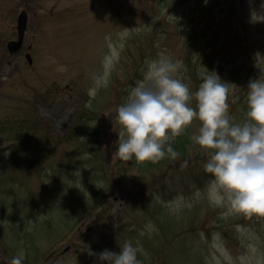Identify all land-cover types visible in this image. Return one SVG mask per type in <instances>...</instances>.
Instances as JSON below:
<instances>
[{
  "label": "rangeland",
  "instance_id": "374dc122",
  "mask_svg": "<svg viewBox=\"0 0 264 264\" xmlns=\"http://www.w3.org/2000/svg\"><path fill=\"white\" fill-rule=\"evenodd\" d=\"M157 2L0 0V55L5 66L0 75V264H12L18 255L22 264H100L83 246L96 245L99 249L91 251L97 254L105 249L119 252L125 240L134 246L139 241L146 252L138 254L141 264H264V217H225L224 209L214 208L206 197L192 198L211 178L203 170L208 155L193 142L181 145V159L166 157L140 168L134 160L111 157L104 165L90 154L94 137L76 133L72 139H59L55 121L40 115L35 104L39 100L52 108L63 101L66 116L60 125L65 129L102 125L118 140L112 116L128 96L124 88L142 80L145 61L164 51L173 61H183L186 71L178 75L193 93L210 65V72L223 82L235 84L229 114L242 121L248 82L264 74V22H252L250 16L260 11L264 0L169 1L163 9ZM21 10L28 16L23 48L8 56L5 44L15 38ZM156 26L144 53L148 57L127 46L128 41L140 44ZM194 30L198 34L191 52L183 37ZM108 58L115 60L108 86L90 99L88 89L94 77L104 74ZM72 109V114L83 109L84 116L77 119L74 114L71 119ZM199 126L194 120L191 133ZM24 134L28 138L21 142ZM103 138L107 143V135ZM96 166L109 175L107 182L95 174ZM154 194L164 201L183 194L192 207L170 211L153 200ZM21 219L27 222L19 226ZM149 222L158 231L140 236ZM40 225L57 226V231L50 238ZM24 234L33 241L23 250ZM31 248L37 249V256L28 255Z\"/></svg>",
  "mask_w": 264,
  "mask_h": 264
},
{
  "label": "clouds",
  "instance_id": "9594fccd",
  "mask_svg": "<svg viewBox=\"0 0 264 264\" xmlns=\"http://www.w3.org/2000/svg\"><path fill=\"white\" fill-rule=\"evenodd\" d=\"M250 16L252 22H264V2L260 11L253 10ZM169 19L178 20L172 15ZM114 64L115 60L108 58L104 74L93 78L87 93L90 99L101 87L108 86ZM182 69L186 71L183 61H173L164 51L145 61L143 79L129 89L125 102L112 116L113 126H118L112 158L134 160L141 166L146 162L156 164L166 157L176 159L179 153L172 144L198 120V131L189 139L207 153L203 170L211 178L192 198L206 197L211 206L224 209L225 217H264V74L248 82L244 118L235 121L229 114V97L235 84L223 82L215 72L205 69L193 93L178 75ZM153 200L174 212L192 207L183 194L169 201L154 194ZM146 231L158 229L149 222L139 235L144 236ZM83 247L89 256H97L100 264H141L138 254L146 255L139 241L134 246L131 240H125L118 245L119 252L105 249L97 254L90 246ZM22 260L18 255L12 264H22Z\"/></svg>",
  "mask_w": 264,
  "mask_h": 264
},
{
  "label": "trees",
  "instance_id": "16d2710c",
  "mask_svg": "<svg viewBox=\"0 0 264 264\" xmlns=\"http://www.w3.org/2000/svg\"><path fill=\"white\" fill-rule=\"evenodd\" d=\"M158 0L157 4H159L160 2H164L165 3H162L160 5V8L159 9H163V8H166V5L168 4L169 1H173V2H177V4H181L182 2L186 1V0ZM156 4V5H157ZM176 4V3H175ZM174 4V5H175ZM158 26H156L155 28L151 29L149 34H148V38L145 39L144 41H142L140 44H138L137 42H135V44H133L132 42L128 41L127 42V46H130L131 48H134L136 54L140 55V56H145V57H148L149 55L147 54H144L147 49L149 48L150 44H151V39H152V36L153 34L155 33V31L157 30ZM198 34V32L196 30H194L193 32H188L184 35L183 39L184 41L186 42V46L190 49V51L192 52L194 50V47H195V41L193 40L194 36ZM253 53L255 54L256 52V49H253ZM254 57L256 58V54L254 55ZM222 61L219 62V65H221ZM209 72L214 70V67L212 65L209 66L208 68ZM80 113V112H78ZM85 134L91 136L93 138L95 145L92 147V149L90 150V154L91 155H94L97 159H101V160H104V165H107V163H110V159L112 156L109 155L111 151H115L116 150V141H117V137H116V133L113 134L112 132L111 133H106L103 129V126L102 125H97L93 128L90 129V131H84ZM107 135V138H108V141L106 143V141L104 140L103 137H105ZM192 135L191 133V127H189L186 131V133L184 135H181L179 137H177L174 141V143L172 144V147L174 148L175 151H177L178 153H182L181 151V145H186V144H192L191 140L189 139V137ZM89 141H91V138L89 139ZM84 144H81V146L83 148L86 147V143L87 141H84L83 142ZM106 143V144H105ZM105 144V145H104ZM107 148H109L110 150H108ZM80 150V148H79ZM183 157H178V159H181ZM161 161H164V160H161ZM160 162V161H159ZM146 163H149L150 165H155V164H152L150 162H146ZM145 163V164H146ZM137 165V164H136ZM140 168L144 165H138ZM109 168L107 170V172H109ZM95 174L98 175L101 180H102V183L103 182H107L109 180V175L106 173V171L103 169V168H100L99 166H96L95 168ZM112 193V192H111ZM111 194L109 193V196ZM105 196V195H103ZM101 201H99V204L101 205ZM98 205V206H100ZM97 207V206H96ZM95 208V207H94ZM47 227V226H46ZM41 230L43 231V234L44 235H51L53 233V231H55V227L54 228H50V227H47L45 228L44 226L41 225ZM31 239H32V235H28V234H24L23 237H22V244H21V247L23 249H25L26 247V244L28 242H31Z\"/></svg>",
  "mask_w": 264,
  "mask_h": 264
},
{
  "label": "water",
  "instance_id": "95a60500",
  "mask_svg": "<svg viewBox=\"0 0 264 264\" xmlns=\"http://www.w3.org/2000/svg\"><path fill=\"white\" fill-rule=\"evenodd\" d=\"M25 22H26V16H25V13L23 12L18 17V20H17L18 39H17V41H14V42L12 41L8 44L10 51H14L18 47H20L21 42H22V38H23V32L25 29Z\"/></svg>",
  "mask_w": 264,
  "mask_h": 264
},
{
  "label": "flooded vegetation",
  "instance_id": "af4514ba",
  "mask_svg": "<svg viewBox=\"0 0 264 264\" xmlns=\"http://www.w3.org/2000/svg\"><path fill=\"white\" fill-rule=\"evenodd\" d=\"M53 109H54V106H53Z\"/></svg>",
  "mask_w": 264,
  "mask_h": 264
}]
</instances>
